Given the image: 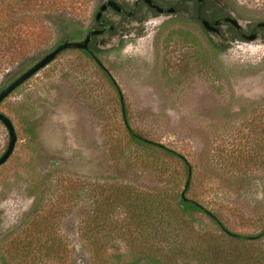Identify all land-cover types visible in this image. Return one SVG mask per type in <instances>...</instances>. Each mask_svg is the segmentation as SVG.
I'll list each match as a JSON object with an SVG mask.
<instances>
[{
    "label": "rangeland",
    "instance_id": "obj_1",
    "mask_svg": "<svg viewBox=\"0 0 264 264\" xmlns=\"http://www.w3.org/2000/svg\"><path fill=\"white\" fill-rule=\"evenodd\" d=\"M219 1L245 31L264 21V0ZM101 2H43L28 22L33 42L7 70L11 79L56 45L54 19L61 15L85 32ZM154 18L155 24L114 18L117 31L98 55L121 91L129 126L192 165L187 197L213 211L229 230L257 234L264 222V190H232L230 156L218 150L249 144L254 132L264 130V38L248 42L234 35L229 40L225 27L222 37L206 36L189 12ZM210 39L219 47L223 42L219 52ZM24 61L28 65L17 71ZM0 111L16 132L13 151L0 165V264H58L50 254L40 255V244L50 247L58 233L66 247L62 264H89L77 234L80 219L88 227L94 214L112 213L106 226L115 229L126 223L113 199L120 189L145 193L164 186L173 188V195L183 189L186 172L177 159L142 152L141 169L118 160L115 151L124 148L132 157L136 147L127 142L116 90L80 50L59 53L3 99ZM30 121L35 139L25 130ZM7 142L0 123V154ZM253 174L264 182V170ZM33 207L38 211L32 213ZM195 216L198 225L212 228L205 215ZM45 225L48 232L40 236ZM113 241L123 243L117 237Z\"/></svg>",
    "mask_w": 264,
    "mask_h": 264
},
{
    "label": "trees",
    "instance_id": "obj_2",
    "mask_svg": "<svg viewBox=\"0 0 264 264\" xmlns=\"http://www.w3.org/2000/svg\"><path fill=\"white\" fill-rule=\"evenodd\" d=\"M45 1L0 0V76L18 58L26 54L31 42H33L29 31L33 25H28V22L34 17L35 11L41 9ZM52 22L57 23L59 29L56 44L64 40H78L85 33L61 15ZM233 36L234 34L229 39H232ZM261 38H264V35ZM209 45L214 51L219 52L223 42L219 47V44L210 39ZM76 50H80L92 60L108 83L116 90L111 76L100 67L97 61L86 50ZM93 52L98 57L99 53ZM27 65V61L21 62L16 67L17 71L24 69ZM12 76L13 72L7 71L0 84L3 85ZM123 111L129 126L128 115L125 109ZM120 112L128 137L127 142L133 144L136 151L132 157L127 156L128 153L124 148L115 151L119 161L131 162L141 169L142 165L145 164L144 159L141 160L142 152L153 154L160 152L161 155L177 159L183 164L186 172L185 181L188 167L191 169L192 176V165L179 152L144 137L130 126L128 129L123 121L121 102ZM25 130L30 139L36 138L34 122H27ZM218 153L230 156L227 159V164L235 175L234 180L230 183L232 190L236 193L249 194L264 190L263 180L253 174L255 171L264 170V130L254 132L249 144L235 147L234 145L223 146L218 150ZM191 176L185 188V197L191 188ZM171 180L175 182L177 179L173 177ZM221 189L225 190L224 188ZM187 198L191 201L183 200L181 192L173 195V188H165L164 186L145 193L139 191L134 193L127 188H124L123 192L120 189L113 199L116 206L125 212V224H121L115 229L106 226L111 223L113 215L108 212L99 218L94 214L91 220L93 225H88V227L83 224V219L79 220L77 234L83 240L85 249L88 250L89 264H264V243H262L264 232L261 234L264 231V222L261 231L257 234L233 232L224 225L213 211L207 210L201 202L192 197ZM34 207L32 213L38 211ZM197 213L205 215L211 221L212 228L198 225V218L195 216ZM54 219L58 218L55 217ZM97 219H101L100 221L104 223H97ZM47 228V225L41 228L40 236H44V232L46 235ZM28 232L30 230H27ZM99 236L109 237L111 240L103 242L95 239ZM115 237L123 243L121 245L115 243L113 241ZM52 245L46 247L40 244L41 257L50 254L58 264H62L66 255V247L62 246L59 233L55 236ZM70 250L72 251L73 248L70 247Z\"/></svg>",
    "mask_w": 264,
    "mask_h": 264
},
{
    "label": "flooded vegetation",
    "instance_id": "obj_3",
    "mask_svg": "<svg viewBox=\"0 0 264 264\" xmlns=\"http://www.w3.org/2000/svg\"><path fill=\"white\" fill-rule=\"evenodd\" d=\"M108 1L109 0H102V2L99 4V6L102 4H106V6L101 11V14L97 19L95 18L94 14L92 25L85 31L82 37L84 38L86 32L90 29L100 30L99 33L90 35L87 43L88 49L86 51L95 60L98 59V57L93 51H97L99 54L102 53V49L107 46V37L114 35V33L117 31L116 23L114 22V18L116 17L120 21L124 22L129 20H134L135 22L146 20V22L155 24L157 23L155 20L156 18H154L156 16H162L165 19H168L175 16L178 12L184 14L189 12L192 15L193 20L199 25L206 36L222 37V29L225 27L228 28V33H230V36L234 34L236 37H238V39L243 41L251 42L255 41L256 39L262 40V35L259 36L258 31L263 30L264 27L255 28L257 24L255 23L249 31H245L238 19L231 16L229 13H226L224 7L222 6V2L219 0H112L119 7V10H115L110 5H108ZM99 6L97 10L99 9ZM155 6H157L160 10H158ZM168 8H173V10L169 12ZM215 8L218 9L219 12H223V14H216ZM109 12L112 13L111 16H109ZM225 17L234 18L239 25V29H237L229 21H224ZM164 18L162 20H165ZM202 19L208 20L210 23L218 20L219 23L216 25L218 31L215 32L205 29L201 23ZM253 31L256 34L254 40L249 41L242 37V34L247 35Z\"/></svg>",
    "mask_w": 264,
    "mask_h": 264
},
{
    "label": "water",
    "instance_id": "obj_4",
    "mask_svg": "<svg viewBox=\"0 0 264 264\" xmlns=\"http://www.w3.org/2000/svg\"><path fill=\"white\" fill-rule=\"evenodd\" d=\"M108 5H110L112 8H114L115 10H119V7L116 5V3L112 0H109L107 2ZM106 4H102L99 6V9L97 10V12L95 13V18L97 19L99 17V15L101 14V11L105 8ZM158 10H160L157 6H155ZM173 8H168V11H172ZM224 21H229L232 25H234L237 29H239V25L237 24L236 20L234 18L231 17H225ZM201 23L203 25V27L207 30H211V31H218L217 28V24L219 23L218 20L214 21L213 23H210L208 20L202 19ZM257 27H264V21H259L257 22L255 28ZM100 30H96V29H90L86 32V35L84 38L82 39H78V40H64L60 43H57L51 50H49L48 52H46L44 55H42L38 60H36L33 64H31L28 68H26L25 70H23L22 72H20L18 75H16L14 78H12L10 81H8L3 87L0 88V103L3 101V99H5L12 91H14L18 86H20L24 81H26L28 78H30L32 75H34L35 73H37L40 69L44 68L46 65H48L52 60L55 59V57L63 50L65 49H83V50H87L88 46V40L90 35L93 34H97L99 33ZM242 37L251 41L254 40L256 37L255 32H251L247 35L242 34ZM97 63L102 67L103 70H105L109 75V71L102 65V63L96 59ZM111 76V75H110ZM111 80L116 88L117 94L119 96V100L121 102V110H122V114H123V121L125 123V125L129 128L126 120H125V115H124V105H123V97L121 94V91L119 89V87L117 86L116 82L114 81V79L111 77ZM0 123L5 127L6 131H7V135H8V142L6 145L5 150L0 154V165L3 164L8 157L10 156V154L13 151L14 148V144L16 142V132L13 126V123L11 121V119L4 113H2L0 111ZM140 138V137H139ZM142 139V138H141ZM190 176H191V169L190 167H188V172H187V178L185 181V185L183 190L181 191V197L183 200L185 201H191L189 198L185 197V188L187 187L189 180H190ZM264 231L261 232V234Z\"/></svg>",
    "mask_w": 264,
    "mask_h": 264
}]
</instances>
